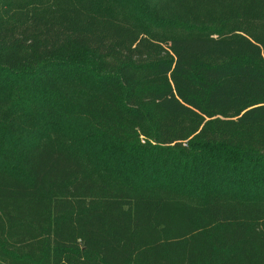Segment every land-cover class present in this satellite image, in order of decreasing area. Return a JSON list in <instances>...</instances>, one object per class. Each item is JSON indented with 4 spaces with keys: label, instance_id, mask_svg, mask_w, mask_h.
<instances>
[{
    "label": "trees",
    "instance_id": "1",
    "mask_svg": "<svg viewBox=\"0 0 264 264\" xmlns=\"http://www.w3.org/2000/svg\"><path fill=\"white\" fill-rule=\"evenodd\" d=\"M0 264H264V0H0Z\"/></svg>",
    "mask_w": 264,
    "mask_h": 264
}]
</instances>
